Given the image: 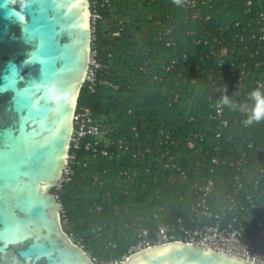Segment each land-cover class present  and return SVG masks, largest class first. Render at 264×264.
Masks as SVG:
<instances>
[{
    "label": "built area",
    "instance_id": "obj_1",
    "mask_svg": "<svg viewBox=\"0 0 264 264\" xmlns=\"http://www.w3.org/2000/svg\"><path fill=\"white\" fill-rule=\"evenodd\" d=\"M131 1L136 5H155L142 20L131 25L150 29L147 33L152 36L153 53L163 57L153 63L147 53H142L138 72L158 84L169 105L184 109L182 117L187 127L182 129L183 144L171 129L153 122H133L129 140L113 139L109 136L112 131L94 119L87 106L76 105L68 162L50 190L58 203L61 227V217L63 224L66 220L59 200L65 192L64 184L77 169L87 170L91 186L103 190L107 199L114 189L120 196L134 197L139 189L147 191L152 186L151 190L161 197L164 177L170 196L177 194L171 203L176 207L173 214L161 199L151 207L139 209L124 225L135 235L128 254L114 258L115 243L109 239L105 246L109 261L105 263L85 252L91 264H119L143 248L173 241L264 264V139L249 138L251 132L262 133L264 138V120L246 126L243 121L247 112L241 110L252 107L249 94L254 89L264 90L263 3L182 0L177 5L173 0H164L159 5L156 0ZM91 8L92 47L95 24L101 19L98 10L113 11V7L110 0H90ZM124 27L119 21L113 36L118 37ZM108 70L107 65L97 61L93 46L83 86L90 93L98 85L117 90L116 84L102 76ZM225 96L230 105L222 103ZM184 151L188 156L183 159ZM221 153L225 155L220 156ZM81 154L88 158L82 159ZM102 160L126 161L127 165L116 167L114 177L107 179L108 168L98 169ZM130 162L134 167L129 166ZM222 167L231 176L218 174ZM109 183L112 189L107 187ZM89 211L101 213V205L93 203ZM112 212L117 215L120 210L114 205ZM129 213L125 208L124 214ZM102 229L99 225L89 232L97 234ZM67 236L71 240L72 234ZM75 245L83 249L82 245Z\"/></svg>",
    "mask_w": 264,
    "mask_h": 264
},
{
    "label": "water",
    "instance_id": "obj_2",
    "mask_svg": "<svg viewBox=\"0 0 264 264\" xmlns=\"http://www.w3.org/2000/svg\"><path fill=\"white\" fill-rule=\"evenodd\" d=\"M90 13V0H0V264H91L50 193L68 162ZM119 264L252 263L173 241Z\"/></svg>",
    "mask_w": 264,
    "mask_h": 264
},
{
    "label": "trees",
    "instance_id": "obj_3",
    "mask_svg": "<svg viewBox=\"0 0 264 264\" xmlns=\"http://www.w3.org/2000/svg\"><path fill=\"white\" fill-rule=\"evenodd\" d=\"M110 1L113 11L105 8L98 10L101 19L95 24V39L92 44L97 50V61L109 68L108 71L102 73V76L116 84L118 89L113 91L106 86L98 85L95 91L90 93L86 86H83L77 98V106L79 108L87 106L94 119L112 131L109 136L113 139L124 137L129 140V127L133 122L139 125H148L153 122L158 126L163 124L166 128L171 129L174 137L183 144L185 135L182 133V129L187 127L182 117L184 109L169 105L162 98L161 88L158 84L152 81L149 76L138 72L139 63L143 60L142 53H147L153 63L163 57L153 53L152 36L147 33L150 29L131 25V22L142 20L144 14L153 10L155 5L147 6L145 2L136 5L131 0ZM163 1L156 0V3L161 5ZM119 21H122L125 27L118 37H114L113 33L117 30ZM137 33L141 34L143 38L139 45L135 40ZM153 66L156 67V64ZM164 78L169 81L168 76H164ZM140 103L141 105H139ZM251 103L254 104V101L252 100ZM144 104L146 106H143ZM249 135L251 140L264 139L260 136L262 133L251 132ZM224 155V153L220 154V156ZM187 156L188 153L184 151L183 159ZM80 157L88 158L85 154H81ZM121 165H127V162L116 163L115 161L102 160L98 162V169L108 168L106 178L111 179L116 172L115 168ZM134 165L131 162L129 164L133 167ZM217 173H222L225 177L231 176L224 167L220 168ZM107 187L112 189V184H107ZM152 188L147 191L139 189L134 197L120 196L114 189L107 199L103 190L91 186L88 171L77 169L71 180L64 184L65 192L59 200L65 211L66 220V223L63 224L61 217L62 229L66 234H72L73 243L82 245L85 252L98 257L105 263L110 259V253L105 248L110 239L115 243L112 256L120 259L123 255L128 254V248L135 242V235L125 229L124 225L132 220L139 209L151 207L161 199L167 202L171 208L170 215L176 210V207L171 203L172 200L175 202L177 194L170 196L168 191L165 194L161 193V197H157L151 190ZM148 200L150 201L148 202ZM93 203L101 205V213L89 211ZM114 205L120 210L117 215L112 212ZM125 208L130 210L128 215L124 214ZM167 219L169 220L170 217ZM99 225H102L103 229L97 234H90V229Z\"/></svg>",
    "mask_w": 264,
    "mask_h": 264
},
{
    "label": "clouds",
    "instance_id": "obj_4",
    "mask_svg": "<svg viewBox=\"0 0 264 264\" xmlns=\"http://www.w3.org/2000/svg\"><path fill=\"white\" fill-rule=\"evenodd\" d=\"M173 2L179 5L182 3V0H173ZM249 95L251 100L254 101V104L250 109L241 108L242 111L247 112V119L243 121L246 126L264 120V90L256 88ZM222 103L230 105L229 98L227 96L223 97Z\"/></svg>",
    "mask_w": 264,
    "mask_h": 264
},
{
    "label": "rangeland",
    "instance_id": "obj_5",
    "mask_svg": "<svg viewBox=\"0 0 264 264\" xmlns=\"http://www.w3.org/2000/svg\"><path fill=\"white\" fill-rule=\"evenodd\" d=\"M125 19L127 20V18H125ZM136 36L137 37L135 38V40L137 41V43L139 45L141 43V41L143 40V38H142L141 34H138V33L136 34ZM135 102H137V99H135ZM164 179L165 178L163 177L162 180H164ZM163 187H164V185L160 186L161 191L163 190ZM179 191H180V189L177 190V192H179ZM157 192L159 193L158 189H157Z\"/></svg>",
    "mask_w": 264,
    "mask_h": 264
},
{
    "label": "flooded vegetation",
    "instance_id": "obj_6",
    "mask_svg": "<svg viewBox=\"0 0 264 264\" xmlns=\"http://www.w3.org/2000/svg\"><path fill=\"white\" fill-rule=\"evenodd\" d=\"M264 4V0H260Z\"/></svg>",
    "mask_w": 264,
    "mask_h": 264
},
{
    "label": "crops",
    "instance_id": "obj_7",
    "mask_svg": "<svg viewBox=\"0 0 264 264\" xmlns=\"http://www.w3.org/2000/svg\"><path fill=\"white\" fill-rule=\"evenodd\" d=\"M139 105H141V103ZM143 106H146V105L144 104Z\"/></svg>",
    "mask_w": 264,
    "mask_h": 264
}]
</instances>
